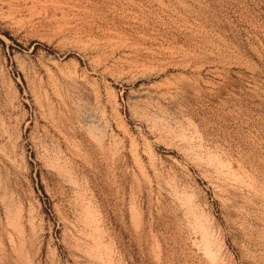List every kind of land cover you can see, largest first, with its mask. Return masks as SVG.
<instances>
[{"label":"rangeland","instance_id":"1","mask_svg":"<svg viewBox=\"0 0 264 264\" xmlns=\"http://www.w3.org/2000/svg\"><path fill=\"white\" fill-rule=\"evenodd\" d=\"M0 264H264V0H0Z\"/></svg>","mask_w":264,"mask_h":264},{"label":"bare ground","instance_id":"2","mask_svg":"<svg viewBox=\"0 0 264 264\" xmlns=\"http://www.w3.org/2000/svg\"><path fill=\"white\" fill-rule=\"evenodd\" d=\"M199 221V220H198ZM200 230V229H199ZM202 233V232H201ZM203 233H205V232H203ZM205 237V236H204ZM207 241V240H206ZM205 242V241H204Z\"/></svg>","mask_w":264,"mask_h":264}]
</instances>
